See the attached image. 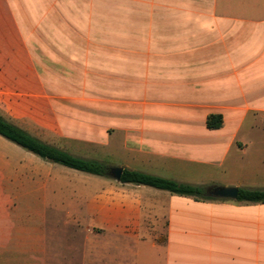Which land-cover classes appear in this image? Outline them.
<instances>
[{"label": "crops", "instance_id": "obj_1", "mask_svg": "<svg viewBox=\"0 0 264 264\" xmlns=\"http://www.w3.org/2000/svg\"><path fill=\"white\" fill-rule=\"evenodd\" d=\"M61 85L106 86L112 167L193 185L196 166L216 164L232 170L219 186L264 189L240 186L255 180L236 173L248 149L238 132L264 114V0H0V116L53 147L66 149V127L85 134L81 149H98L96 124L69 126L52 109ZM210 115L220 128L206 127ZM36 160L76 177L72 217L91 264H264V203L196 216L192 197L76 172L2 140L1 261L79 260L57 254L41 231L45 210L64 209L68 190L50 166L36 172ZM4 164L19 168L6 174ZM4 177L16 183L4 189ZM105 233L135 251L100 253Z\"/></svg>", "mask_w": 264, "mask_h": 264}, {"label": "rangeland", "instance_id": "obj_2", "mask_svg": "<svg viewBox=\"0 0 264 264\" xmlns=\"http://www.w3.org/2000/svg\"><path fill=\"white\" fill-rule=\"evenodd\" d=\"M106 86L105 85H61L57 86L56 90L52 91V96L55 100H52V109L58 115V118L64 124L69 126H78L82 124H96L99 128L98 132L93 134L97 138V145L99 148H94L91 150L81 149V146L77 143V136H84L85 134H80L75 131V129H67L64 127L65 131L63 133L64 137L67 139L66 151L71 154L88 157V158H98L103 160L107 165H112L108 162L105 153L106 145V130L107 125V101H106ZM137 120L140 118L138 116ZM143 120V118H142ZM238 137L241 138L246 144H248V149L246 155L242 158V164L237 167V175L240 177H247L249 179L255 180H245L237 181L242 187H256L264 188V114H250L241 129L238 132ZM0 140L10 144L14 148L19 149L22 152L29 153L28 151L22 149L21 147L15 145L14 143L4 139L0 136ZM89 140V139H88ZM236 147L241 156L245 153V144L242 141L235 142ZM6 147L8 145H5ZM104 148L103 150L101 149ZM89 148V146H88ZM7 151V149H4ZM37 157V156H36ZM39 158V157H37ZM40 159V158H39ZM42 160V159H41ZM47 162V161H45ZM36 172H41L43 168H48L50 166V171L53 175L65 176V181L62 180V185L60 188L68 190L67 193V206L64 209L54 212L52 208L47 207L45 210L44 219L40 222L41 231L46 236L47 244H52V249L56 251L59 255H79L77 264H91V258L88 256L87 250L88 246L85 244L84 234L80 229H76V225L73 221V213L77 209L70 195L72 193L69 191L73 184L76 182V177L71 176L69 171L65 169H60L54 165H48L46 163H41L40 161L35 162ZM19 167L17 165H6L3 166V172L6 174L16 173ZM249 168V169H248ZM25 170V169H24ZM69 170V169H68ZM232 170H227L223 166L219 165H205L196 166L194 169L195 178L190 184L199 185L202 188L209 186H219L222 183H228V176H230ZM78 172V171H76ZM14 180V179H13ZM11 177H4V189L5 185H9V188L13 181ZM22 182L19 180V184ZM54 186H58L55 183ZM22 187V186H20ZM36 182L35 188H41ZM59 187V186H58ZM65 192V191H63ZM41 198V197H40ZM195 211L194 214L200 215L202 213H208L212 217L220 214V210L226 208V206L237 204L235 201L231 200H217V199H194ZM200 202L206 203L202 205ZM41 205L36 203V211ZM81 211V210H80ZM156 220H159V213L156 214ZM98 237L99 241V252L102 254L107 253H119V252H134L135 246L130 245L128 248L122 247L120 245H112V235L105 233ZM36 248L41 242V236L36 235ZM53 241V242H52ZM67 244V246H66ZM67 247V248H66ZM71 248V251L69 250ZM76 250V251H75ZM0 264H17L14 261H1ZM34 264H43L42 260H36ZM105 264V262H103Z\"/></svg>", "mask_w": 264, "mask_h": 264}, {"label": "trees", "instance_id": "obj_3", "mask_svg": "<svg viewBox=\"0 0 264 264\" xmlns=\"http://www.w3.org/2000/svg\"><path fill=\"white\" fill-rule=\"evenodd\" d=\"M221 116L210 115L206 119V127L215 130L221 127ZM0 136L14 143L43 161L58 164L69 169L92 175L107 177L111 166L93 160L74 156L65 150L48 145L16 127L0 116ZM120 183L144 185L159 190L168 191L178 196H187L194 199H214L205 195L201 186L178 183L141 172L123 169ZM237 202L264 203V189H238Z\"/></svg>", "mask_w": 264, "mask_h": 264}, {"label": "water", "instance_id": "obj_4", "mask_svg": "<svg viewBox=\"0 0 264 264\" xmlns=\"http://www.w3.org/2000/svg\"><path fill=\"white\" fill-rule=\"evenodd\" d=\"M123 169L121 167H112L109 170V176L116 182H120ZM205 195L217 200L236 201L238 197L237 187L215 186L205 188Z\"/></svg>", "mask_w": 264, "mask_h": 264}]
</instances>
